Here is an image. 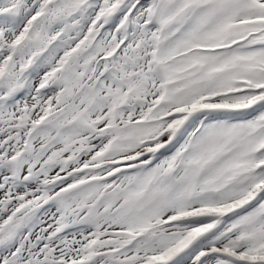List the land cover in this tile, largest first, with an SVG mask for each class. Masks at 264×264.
<instances>
[{
  "label": "snow or ice",
  "instance_id": "obj_1",
  "mask_svg": "<svg viewBox=\"0 0 264 264\" xmlns=\"http://www.w3.org/2000/svg\"><path fill=\"white\" fill-rule=\"evenodd\" d=\"M0 264H264V0H0Z\"/></svg>",
  "mask_w": 264,
  "mask_h": 264
}]
</instances>
